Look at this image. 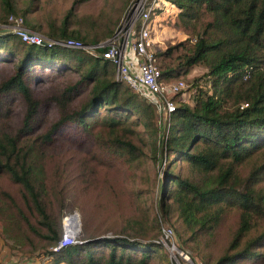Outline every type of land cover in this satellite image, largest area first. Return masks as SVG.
I'll return each mask as SVG.
<instances>
[{
  "label": "trees",
  "instance_id": "1",
  "mask_svg": "<svg viewBox=\"0 0 264 264\" xmlns=\"http://www.w3.org/2000/svg\"><path fill=\"white\" fill-rule=\"evenodd\" d=\"M169 1L180 9L174 27L189 38L156 54L161 78L201 66L210 90L194 79L192 105L176 101L165 118L117 81L101 54L0 33V62L13 66L0 96L14 91L18 106L0 118V194L23 246L49 256L46 264H169L158 236L163 223L175 226L178 247L190 246L200 264H264V0ZM0 5L3 23L16 7ZM67 18L47 34L94 43L112 33L88 39L69 31ZM66 127L76 131L78 152L55 143ZM147 158L161 176L118 194L114 173ZM69 185L87 197L79 203L86 223L110 194L123 220L111 235L87 234L53 250L59 214L71 207L59 195Z\"/></svg>",
  "mask_w": 264,
  "mask_h": 264
},
{
  "label": "rangeland",
  "instance_id": "2",
  "mask_svg": "<svg viewBox=\"0 0 264 264\" xmlns=\"http://www.w3.org/2000/svg\"><path fill=\"white\" fill-rule=\"evenodd\" d=\"M14 0V5L16 7L15 14H9L5 18V22L0 23V33H12V27L14 24L10 20L13 17L14 20H20V26L25 27L31 31L44 35L45 37H50L47 32L52 30H57L61 26L64 18H67V26L69 31L79 32L81 35L91 39L92 36L100 35L108 31H112L111 35L99 39L94 43H87V45H95L99 43L106 42L110 39L114 33L120 28L124 20L126 19L130 9L137 0H128L124 3V0ZM0 5V14H3ZM25 21L31 23L36 27L35 30L30 29ZM9 24V25H7ZM170 29H166L165 32L160 34L163 36L164 41L161 47L167 46L164 50L155 49L156 54H160L167 50L170 46L184 41L189 38L186 34L185 38L180 37L178 30L174 27V24L170 22L168 24ZM162 29V28H161ZM185 34V33H184ZM54 39V38H52ZM155 64L159 66L160 59L155 57ZM112 64V63H111ZM12 65L10 63L0 62V82L4 81L11 73ZM114 67V66H113ZM114 77H115V68ZM206 69L201 66H195L190 69V71L184 75L177 78H172L169 81H165L166 84L174 83L178 80L183 81L186 84V88L176 94H168L166 97L168 99H174L176 101L185 100L188 104L192 105L194 88L192 86L193 80L200 78L199 83L204 88L210 90V83L208 76L205 75ZM116 79V78H115ZM45 85L37 86L38 91L44 90ZM15 92H9L8 95L0 96V118L5 116L10 111H17L18 106L14 102L16 95ZM160 116L164 117L163 113L159 111ZM49 121H53L55 118L54 110L49 109L47 113ZM163 122V120H160ZM75 129L72 127H66L62 130L61 138L55 143L62 148L69 149L70 151H77L74 148L73 141L76 139ZM151 157L152 152L149 149L145 150ZM135 167V166H134ZM136 169L130 170L127 167H121L118 173L114 175L118 176L120 181L117 184L118 194L121 193L125 188L143 187L144 177L150 178L151 184L153 185V179L157 178L159 175L160 167L159 163H155L153 159L147 158L146 161L140 166L135 167ZM161 176V175H159ZM64 196L59 195L65 201L66 205H70V208H64L59 214V228L60 234H62L64 229V217L69 214H77L79 217V233L78 238L82 240L87 234L94 233L98 237L102 238L107 235H111L116 229L120 228V224L123 220L121 212L115 210V195L110 194L108 197H103L101 199V205L98 210L94 212V217L92 220H84L79 203L86 201V198L79 195L77 191L70 189V185L65 190ZM120 196V195H119ZM121 199V196H120ZM78 201V202H77ZM12 213V207L10 201L0 194V264H46L50 259L49 256H44L40 254L42 251L40 249H31L28 246H23L25 238L21 236L16 229H14L7 220V216ZM70 225L76 226L77 222L75 219L69 221ZM67 224V222H66ZM164 227H175L170 223H163ZM162 229V228H161ZM174 229V228H172ZM175 236L178 239L176 231L174 229ZM174 234V233H173ZM160 237V234L158 235ZM17 239V240H16ZM19 239V242H17ZM178 241H180L178 239ZM176 243V239H175ZM178 243V242H177ZM176 243L177 247L178 244ZM180 247V242H179ZM183 251H187L189 256H191L194 264H200V259L198 254L192 253L190 246H185L180 248ZM169 264H181L176 261L174 257L169 253Z\"/></svg>",
  "mask_w": 264,
  "mask_h": 264
},
{
  "label": "built area",
  "instance_id": "3",
  "mask_svg": "<svg viewBox=\"0 0 264 264\" xmlns=\"http://www.w3.org/2000/svg\"><path fill=\"white\" fill-rule=\"evenodd\" d=\"M179 12L180 9L169 0H137L114 35L106 42L95 45H87L73 38L65 40L48 38L21 27V19L14 20L11 17L10 20L14 24L13 32L27 44L83 49L92 56L101 54L102 59L109 60L114 66L116 80L126 84L153 103L165 118L175 108L174 101L166 96L179 93L186 88V84L181 80L171 84L165 83L161 78V70L155 64V49L167 48V46L161 47L165 41L160 33L170 29L168 24L174 22ZM98 48H105V51L99 53ZM129 53L136 58L134 61L129 58ZM73 217L77 222L76 231L73 225L65 224L67 219ZM78 222L79 217L75 213L64 217V229L53 250L80 242ZM159 240L176 261L181 264H194L189 253L177 247L171 228L163 226Z\"/></svg>",
  "mask_w": 264,
  "mask_h": 264
},
{
  "label": "crops",
  "instance_id": "4",
  "mask_svg": "<svg viewBox=\"0 0 264 264\" xmlns=\"http://www.w3.org/2000/svg\"><path fill=\"white\" fill-rule=\"evenodd\" d=\"M161 25H162V24H161ZM178 34L180 35V37H184V36H186V34H184L183 32H180V31H178ZM128 56H129V58H130L131 60L133 59V61L136 59V58L134 57V55H132L131 53H129Z\"/></svg>",
  "mask_w": 264,
  "mask_h": 264
},
{
  "label": "bare ground",
  "instance_id": "5",
  "mask_svg": "<svg viewBox=\"0 0 264 264\" xmlns=\"http://www.w3.org/2000/svg\"><path fill=\"white\" fill-rule=\"evenodd\" d=\"M73 219H75V218L73 217L72 219H67V221H66L67 224H66V222H65V224L71 226L70 223H69V221H70V220H73ZM75 220H76V219H75ZM73 228H74V230L76 231V226H73Z\"/></svg>",
  "mask_w": 264,
  "mask_h": 264
}]
</instances>
